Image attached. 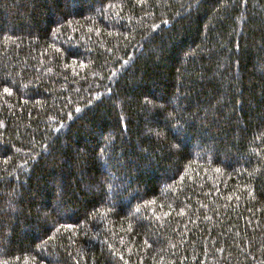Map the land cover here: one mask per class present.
<instances>
[{"label":"trees","instance_id":"16d2710c","mask_svg":"<svg viewBox=\"0 0 264 264\" xmlns=\"http://www.w3.org/2000/svg\"><path fill=\"white\" fill-rule=\"evenodd\" d=\"M0 264H264V0H0Z\"/></svg>","mask_w":264,"mask_h":264}]
</instances>
